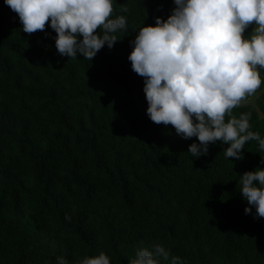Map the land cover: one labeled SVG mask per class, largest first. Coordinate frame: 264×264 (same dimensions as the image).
I'll use <instances>...</instances> for the list:
<instances>
[{
  "label": "trees",
  "instance_id": "16d2710c",
  "mask_svg": "<svg viewBox=\"0 0 264 264\" xmlns=\"http://www.w3.org/2000/svg\"><path fill=\"white\" fill-rule=\"evenodd\" d=\"M175 7L113 0L111 18L125 16L126 29L89 61L61 56L50 25L23 32L0 0V264H80L101 252L130 264L155 245L169 253L160 264H264V218L239 192L240 176L264 170L258 142L241 160L221 141L194 157L196 137L147 115L145 79L128 56L139 28ZM259 71L261 88L232 115L251 113L249 131L264 138Z\"/></svg>",
  "mask_w": 264,
  "mask_h": 264
},
{
  "label": "clouds",
  "instance_id": "9594fccd",
  "mask_svg": "<svg viewBox=\"0 0 264 264\" xmlns=\"http://www.w3.org/2000/svg\"><path fill=\"white\" fill-rule=\"evenodd\" d=\"M17 14L25 33H56L55 47L61 56L77 53L91 61L105 44L111 49L114 33L126 29V18H111L113 0H4ZM176 7L166 21L142 26L128 59L145 83L147 115L155 124L171 125L178 136L196 137L188 147L194 157L206 155L208 145L227 144L226 158L242 159L241 150L264 138L249 131L251 113L237 118L233 109L253 96L262 84L264 69V0H174ZM128 12L127 7H121ZM255 25L245 38V30ZM102 30V31H98ZM82 37V38H81ZM226 116L228 117L226 122ZM255 182V183H254ZM241 196L264 218V170L240 176ZM245 214L251 208L244 209ZM168 260L163 246L137 251L130 264H160ZM57 264H65L58 260ZM80 264H110L109 257L84 258ZM171 264H179L173 257Z\"/></svg>",
  "mask_w": 264,
  "mask_h": 264
},
{
  "label": "rangeland",
  "instance_id": "374dc122",
  "mask_svg": "<svg viewBox=\"0 0 264 264\" xmlns=\"http://www.w3.org/2000/svg\"><path fill=\"white\" fill-rule=\"evenodd\" d=\"M252 27L254 28L255 27V25H252ZM252 98H249V99H247L246 101H248V102H252Z\"/></svg>",
  "mask_w": 264,
  "mask_h": 264
}]
</instances>
